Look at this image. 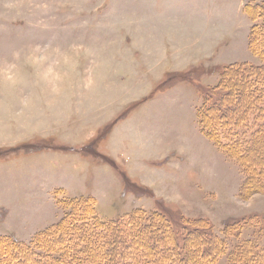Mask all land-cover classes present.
Wrapping results in <instances>:
<instances>
[{"label":"rangeland","instance_id":"rangeland-1","mask_svg":"<svg viewBox=\"0 0 264 264\" xmlns=\"http://www.w3.org/2000/svg\"><path fill=\"white\" fill-rule=\"evenodd\" d=\"M262 3L0 0V238L30 242L90 197L105 220L204 219L224 245L211 264L264 247V191L241 198L199 117L226 67L262 64L245 10Z\"/></svg>","mask_w":264,"mask_h":264},{"label":"trees","instance_id":"trees-1","mask_svg":"<svg viewBox=\"0 0 264 264\" xmlns=\"http://www.w3.org/2000/svg\"><path fill=\"white\" fill-rule=\"evenodd\" d=\"M245 10L258 21L250 46L262 64L226 67L219 88L204 90L199 117L202 133L241 165L240 196L246 199L264 191V3ZM62 205L68 208L63 218L30 242L1 237L0 264H211L224 252L223 241L201 218L137 209L105 220L90 197ZM240 247L231 264H264V247L253 242Z\"/></svg>","mask_w":264,"mask_h":264}]
</instances>
